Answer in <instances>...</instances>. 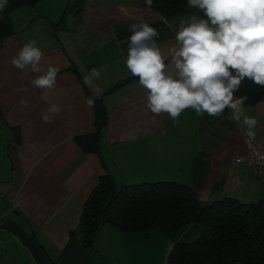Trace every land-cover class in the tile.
<instances>
[{
  "label": "crops",
  "instance_id": "crops-1",
  "mask_svg": "<svg viewBox=\"0 0 264 264\" xmlns=\"http://www.w3.org/2000/svg\"><path fill=\"white\" fill-rule=\"evenodd\" d=\"M77 1L41 0L8 16L0 11L15 29L0 39V264H166L173 243L158 230L145 236L107 225L84 247L81 216L100 178L110 174L118 187L177 182L203 206L225 198L264 206V174L250 157L251 145L264 149V100L243 106L257 120L254 138L230 109L212 117L187 108L176 123L166 113L152 119L145 114L148 90L125 63L133 17L158 30L155 40L172 72L169 50L179 48L180 22L201 15L167 19L145 0H81V13H65ZM29 40L43 52L45 71L60 68L53 90L30 83L43 73L11 64ZM92 68L101 75L88 86L82 78ZM86 97L101 101L107 117L98 153L78 141L97 133L95 104L88 107ZM50 104L61 111L45 123L41 113Z\"/></svg>",
  "mask_w": 264,
  "mask_h": 264
},
{
  "label": "clouds",
  "instance_id": "clouds-1",
  "mask_svg": "<svg viewBox=\"0 0 264 264\" xmlns=\"http://www.w3.org/2000/svg\"><path fill=\"white\" fill-rule=\"evenodd\" d=\"M8 0H0V11ZM189 9H199L205 18L192 15L180 22L176 33L179 48L169 50L174 71H166L165 57L155 38L157 29L141 16L130 25L132 35L126 67L148 90L146 113L155 116L168 114L174 123L182 111L195 110L197 115L207 113L218 117L225 109L232 110V119L247 126V136L254 138L257 120L244 115L247 95L234 99V93L245 78L264 87V0H187ZM43 52L35 40L25 43L11 58V64L31 73H43L31 79L34 88L53 90L59 67L43 68ZM101 73L92 68L83 83L90 86ZM88 107L94 99L85 98ZM61 111L58 104L41 113L43 122H51Z\"/></svg>",
  "mask_w": 264,
  "mask_h": 264
},
{
  "label": "trees",
  "instance_id": "trees-1",
  "mask_svg": "<svg viewBox=\"0 0 264 264\" xmlns=\"http://www.w3.org/2000/svg\"><path fill=\"white\" fill-rule=\"evenodd\" d=\"M40 1L8 0L3 11L8 16ZM78 6L81 8L76 10ZM152 8L167 19L193 12L206 19L202 10L189 9L187 0H153ZM83 9L84 2L79 0L70 4L65 13L79 14ZM8 19H0L1 40L14 34ZM243 95L248 97L245 106H255L264 100V87L245 78L234 97ZM100 104L95 102L97 133L78 140L87 153L99 152L107 120ZM107 225L125 234L149 236L155 230L162 232L173 243L166 264H264V206L227 198L203 206L192 188L177 182L118 187L110 174L103 175L81 216L84 247L91 248Z\"/></svg>",
  "mask_w": 264,
  "mask_h": 264
},
{
  "label": "built area",
  "instance_id": "built-area-1",
  "mask_svg": "<svg viewBox=\"0 0 264 264\" xmlns=\"http://www.w3.org/2000/svg\"><path fill=\"white\" fill-rule=\"evenodd\" d=\"M145 4L149 7H152L153 0H145ZM250 157L252 160V166L254 167L255 171L264 174V149L257 148L251 145ZM2 244L3 240L0 239V254Z\"/></svg>",
  "mask_w": 264,
  "mask_h": 264
},
{
  "label": "rangeland",
  "instance_id": "rangeland-1",
  "mask_svg": "<svg viewBox=\"0 0 264 264\" xmlns=\"http://www.w3.org/2000/svg\"><path fill=\"white\" fill-rule=\"evenodd\" d=\"M66 11V10H65ZM11 16V15H10ZM61 23V22H60ZM60 23L57 25V26H59L60 25ZM56 28V27H55ZM159 232V231H158ZM167 239H165L167 242H169V240H168V237H166ZM168 255V254H167ZM167 257L168 256H166V260L165 261H167ZM166 263V262H165Z\"/></svg>",
  "mask_w": 264,
  "mask_h": 264
}]
</instances>
